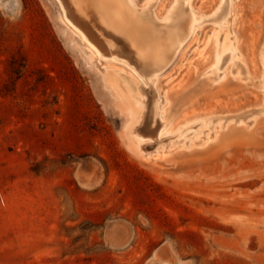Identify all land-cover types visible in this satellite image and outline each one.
I'll use <instances>...</instances> for the list:
<instances>
[{"label": "rangeland", "instance_id": "1", "mask_svg": "<svg viewBox=\"0 0 264 264\" xmlns=\"http://www.w3.org/2000/svg\"><path fill=\"white\" fill-rule=\"evenodd\" d=\"M189 2L145 87L178 130L143 158L112 84L139 71L92 57L57 0H0V264H264V0Z\"/></svg>", "mask_w": 264, "mask_h": 264}, {"label": "bare ground", "instance_id": "2", "mask_svg": "<svg viewBox=\"0 0 264 264\" xmlns=\"http://www.w3.org/2000/svg\"><path fill=\"white\" fill-rule=\"evenodd\" d=\"M57 1L66 26L68 24L67 27L85 43L92 57L119 60L134 72L139 71L143 77L138 82L143 84L140 90L131 88L129 84H112L121 92L133 93V101L127 104V116L128 122L136 119L130 132L136 153L143 158L147 157L150 154L147 145L151 142L156 143L155 149L158 151L159 145L167 144L168 139H172L170 136H175L178 129L162 120L158 93L145 87L155 82L158 73L171 62L181 43L200 23V17L190 2L171 0L173 9H167L164 15H156L158 21L149 14L151 10L148 5L139 9L135 0ZM220 2L218 0L217 5ZM225 49L228 48L224 47L221 54ZM260 51L264 65V47ZM219 54L216 52L215 63L221 61Z\"/></svg>", "mask_w": 264, "mask_h": 264}]
</instances>
